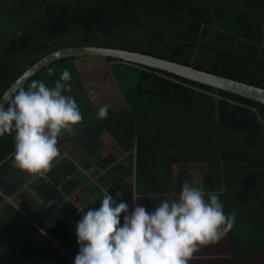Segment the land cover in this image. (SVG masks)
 Segmentation results:
<instances>
[{"label": "trees", "instance_id": "1", "mask_svg": "<svg viewBox=\"0 0 264 264\" xmlns=\"http://www.w3.org/2000/svg\"><path fill=\"white\" fill-rule=\"evenodd\" d=\"M78 45L141 51L264 87V0H0V98L46 54ZM82 59L108 63L121 100L95 104ZM65 69L84 120L59 144L69 142L78 154L61 155L49 179L38 176L31 183L42 199L61 207L50 212L43 202H29V189L21 194L23 211L8 200L35 175L14 167L13 137L0 138V264H45L46 255L54 257L52 264H73L64 254L47 253L50 237L72 248L74 262L80 247L76 224L89 208L100 207L105 194L127 202L130 210L140 203L152 211L179 195L183 182H191L192 165L200 162L206 163L202 189L217 193L226 213L235 212L234 227L200 252L221 243L222 264L264 255V103L113 57L61 58L22 88L35 80L52 87ZM104 105L108 117L97 119ZM111 142L124 160L116 150L103 151ZM131 176L134 181L127 180ZM70 195L77 201L65 198ZM83 195L85 211L77 205ZM35 223L48 236L31 235Z\"/></svg>", "mask_w": 264, "mask_h": 264}, {"label": "clouds", "instance_id": "2", "mask_svg": "<svg viewBox=\"0 0 264 264\" xmlns=\"http://www.w3.org/2000/svg\"><path fill=\"white\" fill-rule=\"evenodd\" d=\"M72 79L65 69L52 87L35 80L0 99V138L13 137L17 169L45 176L61 156L60 140L75 135L82 124L84 115L69 94ZM96 115L106 119L108 105ZM138 198L134 193L133 201ZM234 224L235 212H225L217 193H206L188 180L178 196L163 199L152 211L140 203L130 210L127 202L117 203L109 193L76 224L80 247L74 264H190L195 253L218 243Z\"/></svg>", "mask_w": 264, "mask_h": 264}, {"label": "water", "instance_id": "3", "mask_svg": "<svg viewBox=\"0 0 264 264\" xmlns=\"http://www.w3.org/2000/svg\"><path fill=\"white\" fill-rule=\"evenodd\" d=\"M72 56L113 57L126 61H132L174 73L176 75L264 103V87L141 51H134L120 47L95 45L67 46L46 54L44 57L31 65L24 73H22L10 85L0 99L5 96H10L16 90L21 89L32 77L52 62L61 58ZM5 107H7V104H5Z\"/></svg>", "mask_w": 264, "mask_h": 264}, {"label": "rangeland", "instance_id": "4", "mask_svg": "<svg viewBox=\"0 0 264 264\" xmlns=\"http://www.w3.org/2000/svg\"><path fill=\"white\" fill-rule=\"evenodd\" d=\"M82 60H84L81 63V69L83 72V76L85 78V82H86V85H87L89 92L91 94H93V99H94V102L96 105H98V106L103 105V103H105V102L108 103L110 101H113V100H116V99L122 97V92L119 89L117 82L115 81L113 75L110 72L108 63H106L104 60H100V59H82ZM131 82L136 85L138 80L132 79ZM125 88L126 89L131 88L130 82L127 83ZM59 147H60L61 152H62L61 155H63V156L75 155V153H74L75 151L73 152L72 148L70 147L69 142L60 143ZM105 147L108 151L109 150H111V151L116 150V154L119 153L118 155L120 157V160H124L125 155L123 154L122 151H118L120 149L117 148V145L115 143L111 142L110 144H108ZM125 163H127V162H125ZM178 169H179V167L175 166V168H174L175 175L177 174ZM204 171H206V163H205V165L203 164V162H200L198 164L195 163L192 165L191 177H190L191 182H193L196 186H199L201 188H202V184H203L202 175H203ZM127 180L134 181V178H133V176H131V177H128ZM93 181H94V179H92L91 182H93ZM94 182H97V180H95ZM24 189H29V191L31 192L29 199H28L29 202H31L34 199H37L38 202H43L45 204L46 209H48L47 205L51 201H46V200L42 199L39 195H37L36 190L29 187V186H25L23 188V190ZM135 195H136V197H138V195L136 193H135ZM83 196H84L85 201H81V203H80L81 205H82V203L84 204V202L86 203V199H87V195L86 196L83 195ZM133 196H134V194H133ZM20 198H21V196H20V192H19L15 196L10 197L8 199L10 202L14 203L15 206H17L16 203L20 200ZM170 198H171V196H170ZM137 201H138V199H137ZM0 208H1L0 212H2L3 208L2 207H0ZM18 210L23 211L22 207H19ZM49 210L51 212V208ZM80 210L85 211V206L82 205ZM148 210L151 211L150 209H148ZM42 231L43 230L39 227V225H37L35 223V226L32 228L30 234L33 235V234H36V233L42 232ZM220 244L215 246V247H217V249H215L213 247L212 252L211 251L200 252V250H199L197 253L194 254L193 258L191 259V260H195V262H192L190 260V262H192L190 264H222L224 261L223 256H225V254L220 253V251H219V247H221ZM71 249L61 246L59 244V238H53V243L48 247L47 253L51 254V252H56L58 255L64 254L74 264L73 259H71L72 254H73ZM52 260H54V257H52L50 255H46V257H44V259H43L45 264H52L51 263ZM199 260H201V261H199ZM240 262H242V263H237V264H255L256 262H259V264H264V255L263 254H256L255 256H252V255L248 256V257L245 256L244 261H240Z\"/></svg>", "mask_w": 264, "mask_h": 264}, {"label": "built area", "instance_id": "5", "mask_svg": "<svg viewBox=\"0 0 264 264\" xmlns=\"http://www.w3.org/2000/svg\"><path fill=\"white\" fill-rule=\"evenodd\" d=\"M59 160H57L55 163H54V166L56 165V163L58 162ZM38 176H33L32 178H30V179H28V181H27V184H25V186H29V187H31V188H33V189H35L34 188V186H32L31 185V183L34 181V179L35 178H37ZM40 177V176H39ZM42 178H46V179H49V175H48V173L45 175V176H43ZM59 188H62V186L61 185H59ZM36 190V189H35ZM36 193H37V191H36ZM67 200H72V201H74V202H76L77 200H76V197L75 196H72V195H70V196H66L65 197ZM81 202H77V205L79 206V209L81 208V206L83 205V206H86L87 204H83L82 203V205L80 204ZM61 207V205H59V207L58 206H55L54 204H53V201H51V202H49V204L47 205V208L48 209H50L51 208V211L52 212H58V210H59V208Z\"/></svg>", "mask_w": 264, "mask_h": 264}, {"label": "crops", "instance_id": "6", "mask_svg": "<svg viewBox=\"0 0 264 264\" xmlns=\"http://www.w3.org/2000/svg\"><path fill=\"white\" fill-rule=\"evenodd\" d=\"M121 92H122V91H121ZM121 98H122V97H121ZM121 98H118V99L113 100V101H119V100H121ZM105 149H106V147H104V150H103V151H104V152H107L108 150H107V149L105 150ZM74 153H75V155L78 154L76 151H75ZM75 155H71V156H68V157H70V158H71V157L74 158ZM121 158H122V157H121ZM76 163H79V164H78V165H79V168H82L83 170H85V169H84V166L81 164L80 161H76ZM85 172H86V171H85ZM86 173H87V174H90V172H86ZM92 179H94V181H95V180H97V177H92V178H91V181H92ZM22 192H23V189L20 191V196H21V198H20V200L16 203L17 206H18V207H17L18 209H19V207H21V206H20V202L23 200V196L21 195ZM8 200H9V199H8ZM13 204H14V203H13ZM14 205H15V204H14ZM36 224L38 225V223H36ZM39 227H40V226H39ZM40 228H41V227H40ZM41 229H42V228H41ZM42 230H43V229H42ZM42 232H44L45 234H47L46 231H42ZM47 236H48V234H47ZM49 237H50V236H49ZM50 239H51V244H52V243H53V237H50ZM51 244H50V245H51Z\"/></svg>", "mask_w": 264, "mask_h": 264}]
</instances>
